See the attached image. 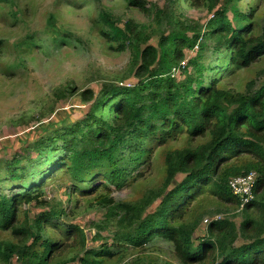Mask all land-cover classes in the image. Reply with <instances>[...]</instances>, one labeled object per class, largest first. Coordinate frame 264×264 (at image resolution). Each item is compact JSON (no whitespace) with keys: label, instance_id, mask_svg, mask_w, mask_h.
I'll use <instances>...</instances> for the list:
<instances>
[{"label":"trees","instance_id":"obj_1","mask_svg":"<svg viewBox=\"0 0 264 264\" xmlns=\"http://www.w3.org/2000/svg\"><path fill=\"white\" fill-rule=\"evenodd\" d=\"M103 1L53 2L44 13L52 44L80 43L62 12L90 8L84 17L89 36L106 55L129 53L126 76L133 83L82 91L83 119L52 123L54 130H43L1 163L0 264H109L114 258L118 264H264V23L258 16L264 0L254 6L249 0L245 8L243 0H169L148 8L146 0H123L149 17L145 24L117 21ZM181 3L206 12L207 21L189 18ZM36 10V0H0V23L24 31ZM5 30L0 71L13 78L22 59L3 51L31 52L39 42L30 34L10 44L15 35ZM185 51L196 55L187 59ZM207 56L222 59L205 65ZM259 64L243 91L226 83ZM176 71L182 80L174 78ZM75 94L72 85L53 93L57 99ZM58 153V163L30 185ZM252 176V198L245 201L232 185ZM49 182H61L57 189L67 183V200L78 208L94 199L104 218L96 227L109 231L110 245L88 248L74 213L44 196ZM146 184L132 198L111 197L113 190ZM30 204L41 208L33 218L23 210ZM231 209L240 211L239 222L217 219ZM90 240H102L100 232Z\"/></svg>","mask_w":264,"mask_h":264},{"label":"rangeland","instance_id":"obj_2","mask_svg":"<svg viewBox=\"0 0 264 264\" xmlns=\"http://www.w3.org/2000/svg\"><path fill=\"white\" fill-rule=\"evenodd\" d=\"M55 1L36 0L37 10L31 14L29 24L25 26L24 31L16 30L17 27L14 25L7 24L5 26L2 22L0 23V30L6 29L5 34L12 33V35H15V37L9 36L11 41L8 43L10 44L13 43L12 40L19 37L24 38L30 34H35V41L36 43L39 42V45L33 46L31 52L25 50L19 54H16V52L12 54L10 51H3L2 53L3 56H9L11 60L15 59V57L18 60L21 58L23 66L19 71L14 73L16 76L13 78H11L12 75L10 73V75H6L0 71V167L4 165L1 163L10 160L14 153L24 146L27 140H37L39 135L44 132L43 130H48L49 132L54 130L55 126L52 123L83 119L88 106L80 102L78 94L82 91L92 89L95 93H98L102 86L110 83L115 85H120L121 82L125 85L133 83V79L126 76L130 59L129 53L106 55L95 37L89 36L84 17L89 13L90 8L88 9V13L79 11V15L62 12L63 16L69 20V27L67 28H72L74 34L81 40L80 43L76 42L61 47L52 44L54 34L48 26L49 14L44 15V13L46 10H51L52 4ZM254 1L252 0L253 6L254 3L256 4ZM168 2L169 0H146V7L148 8V5L152 4L163 7L167 6ZM247 2L249 0H243L241 7L245 8ZM103 5H105L103 8L108 9L113 18L121 23L127 20H134L137 23L145 24L149 21V17L144 13L128 9L123 0H104ZM180 6L183 9V13L189 18L200 19L202 23L207 21L206 12L192 10L182 3ZM258 16L261 22L264 23L263 10H260ZM59 30H62V27ZM4 39L6 38L4 37ZM185 53L187 59H191L196 55L195 51H185ZM221 59V56H211L210 58L207 56L202 59V63H211V66H218V62ZM260 66L261 64L254 66L249 71L241 70L234 76L229 77L226 83L230 87H238L240 91H243L244 84L250 81L248 79L255 77L254 72ZM205 74L207 75V72ZM8 75L9 80H5L8 78ZM173 75L174 78H178V81L183 79V75L178 71L173 72ZM69 85H72L74 88L76 93L74 96H69L65 99L54 98L53 93L56 90ZM61 144L62 141H59L58 145ZM61 158L62 153L52 155V161L41 169L39 173L37 172L38 174L35 178L31 177L32 179H28V182H31L30 185L38 184L42 180H37L39 176L56 165ZM43 160L44 158L41 157L37 165L42 163ZM36 167H32V169L35 171ZM3 177L4 172H1L0 179ZM60 183L52 184L49 182L48 187L44 189V193H46L44 196L47 197V201L53 202L52 200H55L56 202H60L68 215L71 212L74 213V224L79 225L89 237V241H87L89 249L99 248L102 243H106L107 246L110 245L111 237L109 231L100 230L96 227V225L101 224L104 218L103 211L99 210L94 199L82 200L78 208L76 207L75 200L69 199L70 202L67 200V183L63 182L62 188L57 189L60 187ZM147 186V184L144 187L137 185L122 191L113 190L114 192L111 197L115 200L127 197L132 198L140 191H144ZM150 187H154L153 181L150 182L148 188ZM232 189L235 194L241 189L243 192L246 191V188L241 187V182L239 181L232 185ZM2 192L9 193V190L8 188H3ZM210 209L214 211V206H211ZM23 210L27 212L30 218H33L34 215L40 213L41 208L30 204L24 206ZM224 212L227 213H220L217 217L231 218L233 216L237 222L240 221V217H236L240 212L239 210L233 212L231 209ZM61 221L65 222L63 219ZM98 231L101 234L102 240H90ZM160 247L167 249V245L164 243H160ZM109 264H118V262L114 258Z\"/></svg>","mask_w":264,"mask_h":264},{"label":"built area","instance_id":"obj_3","mask_svg":"<svg viewBox=\"0 0 264 264\" xmlns=\"http://www.w3.org/2000/svg\"><path fill=\"white\" fill-rule=\"evenodd\" d=\"M182 66H184V63H182ZM252 177H248L245 180L234 181V183H236V182L238 183V181L241 182V187L246 188L245 192H243L241 189L238 193H236V194H239L241 197L246 195V197H248V198H246L245 201H248L252 198V196H251V191H252V187H253ZM217 219H218V217H217Z\"/></svg>","mask_w":264,"mask_h":264}]
</instances>
